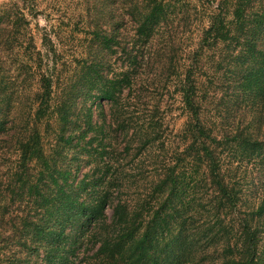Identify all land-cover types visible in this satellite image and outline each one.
Returning <instances> with one entry per match:
<instances>
[{
	"label": "trees",
	"instance_id": "trees-1",
	"mask_svg": "<svg viewBox=\"0 0 264 264\" xmlns=\"http://www.w3.org/2000/svg\"><path fill=\"white\" fill-rule=\"evenodd\" d=\"M83 1L87 19L72 26L89 33L98 54L84 78L90 87L82 108L76 110L73 99L57 102L52 77L42 72L27 119L21 116L9 133L3 118L11 96L0 79V133L15 150L13 165L0 179V264H264L259 253L264 200L240 210L242 183L236 170L223 167L225 151L263 162V139L252 133L248 110L241 114L245 125L224 128L215 121L218 115L214 121L203 116L199 95L212 80L203 54L217 46L223 69L217 78L234 89L233 104L253 91L264 95V0L217 2L189 52L191 61L181 67L173 61L171 34L166 39L164 32L183 1ZM0 12L1 21L8 18L7 11ZM73 15L48 23L51 31L57 36ZM42 45L47 63H55L57 50L47 32ZM32 48L35 67L42 57L34 43ZM117 49L128 65L114 81L103 69L104 56ZM145 52L146 59L159 56L154 66L168 69L164 82L174 73L172 84L162 89L173 85L187 114L181 146L172 139L161 98L131 101L142 88L135 70ZM70 150L75 151L67 159ZM74 160L76 168L85 160L91 174L78 177L67 163ZM201 167L214 219L205 227H187L185 214L193 218L196 212L187 196ZM137 184L143 190L130 194Z\"/></svg>",
	"mask_w": 264,
	"mask_h": 264
},
{
	"label": "rangeland",
	"instance_id": "rangeland-1",
	"mask_svg": "<svg viewBox=\"0 0 264 264\" xmlns=\"http://www.w3.org/2000/svg\"><path fill=\"white\" fill-rule=\"evenodd\" d=\"M181 1L184 2L182 10L177 9L171 14L172 21L164 32L166 39L171 34L174 41L173 61L177 59L180 67L183 63L187 64L191 61L189 52L197 46L201 29L208 23L210 12L220 0ZM84 7L83 0H0V9L7 11L8 15L4 21L0 20V79L2 78L5 82L6 91L11 96L7 117L3 118L6 120L9 133L17 126V121L21 120V116L24 120L27 119V110L32 104L33 94L37 89V80L42 72L48 73L52 77L53 96L57 102L71 103L73 99L76 103V110L82 108V100L87 97L90 87L85 83L84 78L89 75L87 71L90 68L92 70V66L89 64L98 54V50L89 38V33L77 30L72 26L78 18H81L78 20L80 21L78 25H82L86 21L87 17L83 16ZM72 15L74 18L68 25L63 24L56 36L48 23L56 24L59 23L58 17L64 16V19L65 16ZM45 32L50 36L57 50L55 63L52 61L47 63L48 59L42 45V37ZM33 43L42 57L41 60L36 58L35 67L32 63V56H36L32 48ZM218 50L219 46L213 47L203 54V69L209 72L212 79L207 84L206 90L199 92L203 116L209 115V119L214 121V117L218 115L219 117H216L215 121L224 128L237 124L243 126L248 120L242 118L241 114L248 110L247 119L251 124L250 129L253 134L263 139L264 143V95L256 96V92L253 91L250 98L234 105V97L236 99L234 89L233 91L231 88L226 89L227 83L217 78L218 75L223 74V69L217 64L221 58ZM147 57L148 54L145 52L144 60L139 61L136 65L135 71L139 75V80L142 79L138 87L142 88L139 89V96H132L131 101L142 102L161 98L163 106L165 105L168 110L166 117L172 130V139L175 144L181 146L182 144L179 143L182 142L180 132L187 119V114L182 109L174 86H169L167 91L162 89L163 84L167 86L172 84L170 81L173 79L174 73H170L171 78H167L164 82L168 69H160L153 65L152 61H159L158 55L153 54L149 59H146ZM104 60L103 69L114 81L121 76L122 71H125L126 65H128L124 52L119 49L105 54ZM127 91L128 89L124 88L120 94L121 102L125 101ZM145 93L148 95L144 96ZM228 104L229 106H227ZM14 151L11 138L0 133V179L5 177L13 165ZM74 151L68 152L67 159L73 156ZM224 158L223 167L232 169L230 173L236 170L237 179L242 183V195L238 208L242 211L256 208L264 200V161H261L262 158L226 155V151ZM76 162L74 160L73 164L67 163L74 169L78 177L85 171L91 174L92 168L89 169L85 160H80L78 168L73 166ZM198 172L200 174L191 180V186L195 185V188L193 191H189L187 196L189 200L194 199V210H196L193 218L190 216L191 212L185 214L188 220L187 227L194 225L198 227L204 225L205 227L214 219L210 212L212 201L207 193L209 188L205 185V176L201 174L203 167L199 168ZM134 174L137 175L136 169ZM133 190L140 192L143 190V186L139 184L133 186L130 194L133 193ZM261 226H263V238L259 244V253L264 257V216ZM211 249L212 247H208L207 250ZM205 263L217 264V260Z\"/></svg>",
	"mask_w": 264,
	"mask_h": 264
}]
</instances>
